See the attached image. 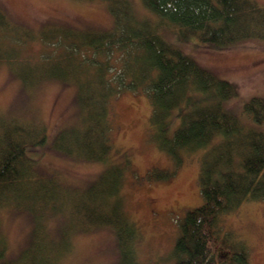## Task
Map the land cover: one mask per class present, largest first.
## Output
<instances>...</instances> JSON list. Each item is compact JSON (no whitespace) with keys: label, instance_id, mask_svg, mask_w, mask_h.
<instances>
[{"label":"trees","instance_id":"16d2710c","mask_svg":"<svg viewBox=\"0 0 264 264\" xmlns=\"http://www.w3.org/2000/svg\"><path fill=\"white\" fill-rule=\"evenodd\" d=\"M103 1L113 19L109 27L55 23L31 29L0 6V63L12 65L29 85L43 78L73 82L78 105L77 119L50 140L32 116L0 114V264H60L76 230L109 224L124 252L121 262L140 264L135 248L140 227L127 212L123 193L129 161L109 159L115 151L112 102L124 91L148 96V138L158 148L175 159L182 150L202 152V203L178 219L172 264H249V246L226 225L225 215L245 201H264V94L243 103L240 113L246 118H241L227 106L238 95L236 83L200 64L162 27L219 48L263 41L264 2L141 0L157 17L153 20L139 14L132 0ZM31 42L41 43L40 51L32 54ZM47 140L56 152L102 161L106 171L88 186L69 184L30 154ZM171 173L163 169L158 176ZM4 210L31 219L32 232L15 250L3 232ZM50 218L59 219L57 235L48 227Z\"/></svg>","mask_w":264,"mask_h":264},{"label":"rangeland","instance_id":"374dc122","mask_svg":"<svg viewBox=\"0 0 264 264\" xmlns=\"http://www.w3.org/2000/svg\"><path fill=\"white\" fill-rule=\"evenodd\" d=\"M132 2L139 14L157 20L141 0ZM0 6L31 29L56 27L55 23L109 27L113 21L103 0H0ZM162 32L169 40L182 45L200 64L236 83L238 95L227 106L246 118L240 113L243 103L253 95L264 94V40H243L219 48L194 36L182 37L173 26H163ZM27 47L35 54L42 44L31 42ZM47 49L50 48L47 46ZM112 103L114 126L110 135L115 151L109 159L120 161L127 157L129 161L123 170V193L127 212L140 227L135 240L136 260L140 264H172L178 219L187 209L202 203L198 182L202 152L182 150L175 159L148 138L151 105L144 93L124 91ZM77 109L73 82L43 78L29 85L12 65L0 63V114L32 116L44 126L50 140L62 126L77 119ZM49 140L36 145L30 154L38 157L39 167L59 171L69 184L88 186L106 171L102 161L76 159L56 152ZM163 169L172 173L158 176ZM110 217L112 219L111 213ZM2 222L11 249H17L32 232L30 216L25 212L4 210ZM225 223L247 242L249 264H264V201H245L237 211L225 215ZM47 224L57 235L59 219L50 218ZM109 225L76 230L71 239V251L60 255V264H119L124 252H121L115 229Z\"/></svg>","mask_w":264,"mask_h":264}]
</instances>
